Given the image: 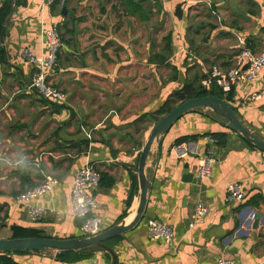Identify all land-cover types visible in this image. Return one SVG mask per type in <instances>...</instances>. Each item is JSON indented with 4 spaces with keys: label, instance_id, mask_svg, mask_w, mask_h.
I'll return each mask as SVG.
<instances>
[{
    "label": "crops",
    "instance_id": "crops-1",
    "mask_svg": "<svg viewBox=\"0 0 264 264\" xmlns=\"http://www.w3.org/2000/svg\"><path fill=\"white\" fill-rule=\"evenodd\" d=\"M6 3L14 8L0 27V239L13 237V225L80 236L70 191L74 168L86 163L100 176L93 196L103 230L129 223L139 201L138 155L165 101L187 82L201 87L213 66H237L243 47L259 50L264 40V0H0V9ZM52 26L63 46L48 74L63 102L26 90L34 70L16 55L24 47L39 55L41 29ZM229 94L237 115L264 137V71ZM213 132L226 140L212 145L213 173L198 180L195 157L178 160L171 146L194 136L203 153ZM145 173L151 186L143 215L106 241L113 253L69 251V260L54 250L0 254L16 264H216L218 257L264 264V151L205 110L190 111L153 142ZM44 174L58 184L35 200L46 213L31 221L15 197ZM234 180L244 200L230 205L225 186ZM198 199L208 211L193 224ZM153 218L173 228L170 243L148 236Z\"/></svg>",
    "mask_w": 264,
    "mask_h": 264
},
{
    "label": "built area",
    "instance_id": "built-area-1",
    "mask_svg": "<svg viewBox=\"0 0 264 264\" xmlns=\"http://www.w3.org/2000/svg\"><path fill=\"white\" fill-rule=\"evenodd\" d=\"M56 0H41L43 6H49ZM42 51L34 54L29 47L19 49L16 53L22 63L32 66L34 72L30 80L25 84V89L34 92L39 98L63 102L65 93L61 88L49 80V71L53 69L58 52L63 46L55 26L41 29ZM264 71V40L259 50L243 47L238 57L237 66L228 70L213 66L201 79V86L210 90L212 86L218 87L224 96L228 95L239 82H248L258 78ZM209 146L203 153H198L195 144L190 141H182L171 146L172 152L178 160L194 156L196 160L195 175L198 180L212 175L217 159L212 150V145L217 140L211 136L208 139ZM100 181V176L95 168L89 164L77 166L73 170L72 185L70 191V214L81 220L79 225L80 236L88 237L103 230L102 220L97 213L98 203L93 196V190ZM58 184V179L50 174H44L42 179L34 186L20 192L15 200L26 209L29 220L36 221L46 213L43 205L35 203V200L51 192ZM244 200V188L238 180L230 181L225 186V201L230 205H237ZM208 207L203 200H196L193 208V224L203 222ZM254 217V215H253ZM252 217V218H253ZM193 224H190L192 226ZM147 234L152 239L164 240L170 243L173 238V228L159 219H150L147 223ZM216 264H235L232 258L218 257Z\"/></svg>",
    "mask_w": 264,
    "mask_h": 264
},
{
    "label": "water",
    "instance_id": "water-1",
    "mask_svg": "<svg viewBox=\"0 0 264 264\" xmlns=\"http://www.w3.org/2000/svg\"><path fill=\"white\" fill-rule=\"evenodd\" d=\"M13 8L14 6L11 4L5 23L9 21ZM200 110H205L208 115L223 123L230 131L236 132L249 144L264 151V137L239 117L235 110L224 99L211 95L186 98L171 107L156 121L139 152L136 167L139 182V201L135 215L129 223L125 224V221L121 220L111 227L88 237H12L0 239V253L8 251L33 252L39 250H54L57 252L77 251L83 254L106 250L113 253L106 241L132 228L143 215L147 201V192L151 186V177L147 176L145 173V164L147 157L151 153L153 142L157 141L161 135L165 134L182 115L190 111ZM257 224L258 220L256 218L253 223V228H255Z\"/></svg>",
    "mask_w": 264,
    "mask_h": 264
},
{
    "label": "trees",
    "instance_id": "trees-1",
    "mask_svg": "<svg viewBox=\"0 0 264 264\" xmlns=\"http://www.w3.org/2000/svg\"><path fill=\"white\" fill-rule=\"evenodd\" d=\"M9 12V5L3 4L2 8L0 9V27L1 24L4 21V18L6 17L7 13ZM174 98L173 99H167L165 101V104L163 106V112H167L171 107L172 104H175L178 101L185 100L186 98L192 97V96H202V95H211V96H216L219 98L224 99L226 102L229 101L230 94L224 96L223 93L221 92L220 89L218 88H212L210 90L204 89L202 86L201 87H193L192 84L189 82L185 83V85L182 87L181 90H178L174 92ZM229 104V103H228ZM209 136L215 138L217 140V144H224L226 140V134L223 132H213L208 134ZM194 136H182L179 137L176 140V143L182 142L189 140V138H193ZM11 230L13 232V237H48L42 234L40 231L31 229V228H25V227H20V226H11ZM58 253L62 254L61 259L63 260H69L66 258L68 255L69 251H59ZM0 264H16L12 260L10 256H8L6 253L0 254Z\"/></svg>",
    "mask_w": 264,
    "mask_h": 264
},
{
    "label": "rangeland",
    "instance_id": "rangeland-1",
    "mask_svg": "<svg viewBox=\"0 0 264 264\" xmlns=\"http://www.w3.org/2000/svg\"><path fill=\"white\" fill-rule=\"evenodd\" d=\"M177 103H179V101H178V102H176L175 104H172V107H173L174 105H176Z\"/></svg>",
    "mask_w": 264,
    "mask_h": 264
}]
</instances>
